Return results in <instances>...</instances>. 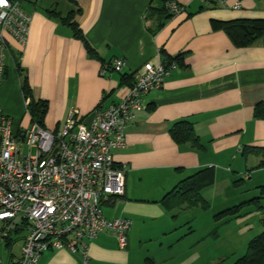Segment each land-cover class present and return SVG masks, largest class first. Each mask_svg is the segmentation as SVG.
I'll return each mask as SVG.
<instances>
[{"label": "crops", "instance_id": "crops-1", "mask_svg": "<svg viewBox=\"0 0 264 264\" xmlns=\"http://www.w3.org/2000/svg\"><path fill=\"white\" fill-rule=\"evenodd\" d=\"M175 1L184 10L170 19L160 11L163 4L153 0L23 2L32 14L27 44L6 38L0 109L15 130L32 124L18 67L28 77L35 100L48 103L45 129L56 132L72 112L88 124L98 110L122 102L130 90L122 84L123 75L156 63L161 52L181 56L165 85L143 97L146 109L127 125L126 145L114 154L115 163L126 169L125 195L103 209L108 220L132 222L128 245L120 249L113 236L102 234L89 244L90 264H132L136 245L155 242L164 251L183 239L177 214L193 208L177 205L171 193L199 171L214 170V184L202 191L209 208L219 199L230 208L250 201L239 203L242 196L229 195L237 194L241 185L255 195L264 187L260 158L243 157L245 147L264 148V36L239 47L221 27L237 20H264V0ZM53 10L62 16L80 10L76 19L95 54L50 14ZM118 58L126 62L123 71L101 76L102 64ZM181 121L194 125L203 149L173 140L170 130ZM25 230L21 218L7 224L0 249L9 257L0 258V264H14L21 257ZM174 233L179 236L167 241ZM38 264H81V256L65 249L49 251Z\"/></svg>", "mask_w": 264, "mask_h": 264}, {"label": "built area", "instance_id": "built-area-1", "mask_svg": "<svg viewBox=\"0 0 264 264\" xmlns=\"http://www.w3.org/2000/svg\"><path fill=\"white\" fill-rule=\"evenodd\" d=\"M38 1L0 0V80L7 35L21 46L27 44L32 14L23 2ZM167 6L176 16L184 10L175 0ZM125 65L124 59H115L102 65L100 74L107 76L109 68L121 73ZM175 68L162 57L147 62L133 73V85L122 102L98 110L88 124L72 112L56 132L38 123L15 130L0 109V222L5 225L0 240L17 218L28 229L14 264H38L44 253L64 249L80 255L81 264H90L89 244L102 234L113 236L120 249L127 247L132 222L108 220L103 211L104 204L125 195L126 169L115 163L114 154L126 145L127 125L146 109L143 97L162 88Z\"/></svg>", "mask_w": 264, "mask_h": 264}, {"label": "trees", "instance_id": "trees-1", "mask_svg": "<svg viewBox=\"0 0 264 264\" xmlns=\"http://www.w3.org/2000/svg\"><path fill=\"white\" fill-rule=\"evenodd\" d=\"M153 1H159L163 4V7L160 8V11L168 19L176 16L174 13L170 12L167 6L173 0ZM49 12L55 17H58L65 26L69 27L73 31L75 38L82 41L91 54H95V51L90 47L76 19L80 13V10H74L66 16H62L59 12H57V10ZM221 27L225 30V32L229 35L233 42L239 47L250 46L264 36V20H237L223 23ZM161 56L165 65H170L174 61H177L181 58L180 55L175 58H171L167 56L164 52H161ZM106 64L109 63H104L102 65ZM18 71L21 77V87L25 99H30V103L27 107L32 119V123H38L43 129H45L44 121L49 110L48 103L42 100H35L28 77L23 76V71L20 69V67H18ZM109 72L113 73L110 68ZM133 82V74L129 76L126 74L123 75L122 84H128L130 87H132ZM260 112L261 111L256 108L257 116L260 115ZM170 132L173 140L179 145L190 144L195 149H203V145L201 144L200 138L198 137L194 125L192 123L188 121L177 122L172 127ZM252 155L260 158L258 168H264V148H243V157L249 158ZM241 181L242 180H240V182ZM214 182V170L212 168L204 169L202 171H199L195 176L181 182L177 186V188L171 193V197L173 198V200H175V203H177V205H179L180 207L182 205H186L188 208H194L201 205L205 209H208L209 204L203 200L202 191L212 186ZM263 199L264 187L262 188L260 197L254 198L248 202H244L237 206L228 208L216 215L215 219L221 220L227 218H241L247 215L244 212H246L247 209L253 206L258 208L259 210L264 211V206L262 205ZM262 223L264 225V219L262 220ZM234 264H264V232L250 241L246 255L236 260Z\"/></svg>", "mask_w": 264, "mask_h": 264}, {"label": "rangeland", "instance_id": "rangeland-1", "mask_svg": "<svg viewBox=\"0 0 264 264\" xmlns=\"http://www.w3.org/2000/svg\"><path fill=\"white\" fill-rule=\"evenodd\" d=\"M35 153L36 151L32 150V154ZM237 189V194L229 195L242 196L239 203L261 195L253 194V190L249 191L246 185ZM221 202V199L216 200L207 210L193 208L178 211L177 231L184 235V238L176 240L168 251H158L160 247L155 242L146 241L140 246L136 245L131 252L132 264H148L147 260L154 258L157 260L156 264H234L246 255L250 241L264 232V211L253 206L247 209L244 212L247 215L241 218L216 220L215 216L228 209L224 207H229ZM107 210L106 208V214ZM26 233L27 230L20 236L23 237ZM178 236L176 233L172 236L170 234L167 241H174ZM8 257L9 253L1 248L0 258L7 261Z\"/></svg>", "mask_w": 264, "mask_h": 264}]
</instances>
